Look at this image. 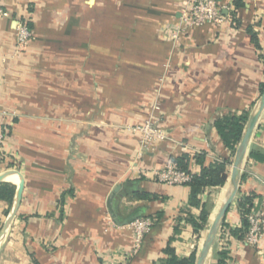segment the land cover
<instances>
[{
  "label": "crops",
  "instance_id": "crops-1",
  "mask_svg": "<svg viewBox=\"0 0 264 264\" xmlns=\"http://www.w3.org/2000/svg\"><path fill=\"white\" fill-rule=\"evenodd\" d=\"M185 1L3 0L9 16L0 17V123L7 137L0 174L18 170L25 186L0 241V264H165L167 250L198 256L232 165L226 185L203 191L199 205L188 184L169 185L146 172L188 154L196 174V154L206 152L208 161L231 156L215 122L251 113L261 96L264 0H244L240 9L219 0L228 8L226 23L179 31ZM20 20L31 23L34 37L17 51ZM154 111L167 138L142 154L139 134L125 126ZM251 152L264 156V112L226 216L232 228L242 225V194L256 193L254 212L264 210V160ZM19 182L18 175L0 182L16 187L12 203L0 199V235ZM204 204L210 215L197 231L193 220ZM140 216L155 223L134 254L133 231L122 226ZM224 250L227 264H264V241L253 247L228 230L219 231L204 264H218Z\"/></svg>",
  "mask_w": 264,
  "mask_h": 264
},
{
  "label": "built area",
  "instance_id": "built-area-1",
  "mask_svg": "<svg viewBox=\"0 0 264 264\" xmlns=\"http://www.w3.org/2000/svg\"><path fill=\"white\" fill-rule=\"evenodd\" d=\"M224 11H228V8L223 6L219 0H187L182 8L178 26L179 31H186L204 25H223L229 20ZM7 16H9V12L6 10L3 0H0V17ZM15 33L17 51L24 49L34 37L33 30L23 20L17 22ZM161 122L162 117L154 111L143 123L125 126L127 131L139 134L140 153L154 150L159 142L167 138ZM6 137L7 131L4 125L0 123V159L4 155L2 147ZM146 173L154 179L169 185H184L192 180V174L182 170L174 159H170L163 168L152 169ZM248 219L250 228L244 240L253 247H260L264 241V210L259 213L252 212ZM154 223L153 217L140 216L122 226L129 227L133 231L134 254H137L142 248L143 241L151 232Z\"/></svg>",
  "mask_w": 264,
  "mask_h": 264
},
{
  "label": "trees",
  "instance_id": "trees-1",
  "mask_svg": "<svg viewBox=\"0 0 264 264\" xmlns=\"http://www.w3.org/2000/svg\"><path fill=\"white\" fill-rule=\"evenodd\" d=\"M234 5L236 9L243 8L245 6L244 0H234ZM234 18V23L237 25L240 20L237 17V13H232ZM27 25L32 29L31 23L26 22ZM248 32L252 36V41L256 47H260L257 34L253 31L251 26L248 27ZM261 94L264 91V82L260 85ZM250 116V111H246L240 114H228L222 118H219L215 122V127L218 134L222 138L225 145L231 150V156L217 161H208L207 153L201 152L195 155V160L197 164L200 165V173L193 174L189 170L190 156L188 154H183L179 157L174 158V160L179 164L182 170H185L192 174V180L188 185L192 189V203L194 205L200 204L199 195L208 188L212 187H224L228 181L229 167L233 164V156H235L237 147L243 137L246 123ZM250 156L257 160H264V156L256 152H251ZM12 165V163L10 164ZM243 178V177H242ZM16 187L7 183L0 184V199L6 200L10 203L13 202L15 196ZM241 193V192H240ZM141 198H149L148 194H139ZM258 197L256 193L242 194L238 197L236 201L237 208L242 216V225L240 227L232 228L230 225L224 221L221 230H228L232 236L237 239L244 240L249 228V215L254 212L255 200ZM210 211L207 205H203L202 212L199 220H193V224L197 231L205 228L208 222ZM135 219V218H134ZM168 257L165 264H196V253L191 255L189 258L178 257L171 250H167ZM218 264H227L229 259V251L224 250L218 253Z\"/></svg>",
  "mask_w": 264,
  "mask_h": 264
},
{
  "label": "water",
  "instance_id": "water-1",
  "mask_svg": "<svg viewBox=\"0 0 264 264\" xmlns=\"http://www.w3.org/2000/svg\"><path fill=\"white\" fill-rule=\"evenodd\" d=\"M263 112H264V91L262 92L260 98L258 99L253 110L251 111L248 121L246 123L243 137L237 147L234 156L230 182L227 188L226 195L222 201V204L218 210L217 215L215 216L214 220L210 225L205 242L197 256L196 264L205 263L208 255L210 254L214 241L219 231L221 230L224 221L226 220V216L236 199L240 187L241 171L247 154L248 146L253 137L254 130ZM10 175H18L20 177V182L15 197L13 209L4 225L3 231L1 232L0 241L2 236H4L5 232L7 231V229L11 226L12 222L14 221L18 213L23 197L24 186H25L24 176L18 170H9L0 174V182L6 180ZM134 218L135 217L128 219L125 223H123V225L130 223L131 221L134 220Z\"/></svg>",
  "mask_w": 264,
  "mask_h": 264
},
{
  "label": "bare ground",
  "instance_id": "bare-ground-1",
  "mask_svg": "<svg viewBox=\"0 0 264 264\" xmlns=\"http://www.w3.org/2000/svg\"><path fill=\"white\" fill-rule=\"evenodd\" d=\"M14 179H17V178H14ZM13 181V180H12Z\"/></svg>",
  "mask_w": 264,
  "mask_h": 264
},
{
  "label": "rangeland",
  "instance_id": "rangeland-1",
  "mask_svg": "<svg viewBox=\"0 0 264 264\" xmlns=\"http://www.w3.org/2000/svg\"><path fill=\"white\" fill-rule=\"evenodd\" d=\"M233 160H234V158H233ZM215 217V216H214ZM214 219V218H213Z\"/></svg>",
  "mask_w": 264,
  "mask_h": 264
}]
</instances>
